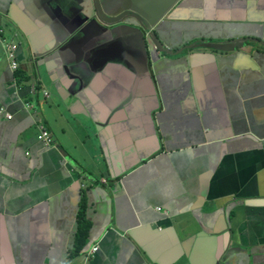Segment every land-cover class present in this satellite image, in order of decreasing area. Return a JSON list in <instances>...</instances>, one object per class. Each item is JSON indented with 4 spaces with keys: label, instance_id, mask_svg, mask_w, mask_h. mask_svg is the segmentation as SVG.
<instances>
[{
    "label": "crops",
    "instance_id": "obj_1",
    "mask_svg": "<svg viewBox=\"0 0 264 264\" xmlns=\"http://www.w3.org/2000/svg\"><path fill=\"white\" fill-rule=\"evenodd\" d=\"M102 1L0 0V264H264V0Z\"/></svg>",
    "mask_w": 264,
    "mask_h": 264
},
{
    "label": "water",
    "instance_id": "obj_2",
    "mask_svg": "<svg viewBox=\"0 0 264 264\" xmlns=\"http://www.w3.org/2000/svg\"><path fill=\"white\" fill-rule=\"evenodd\" d=\"M93 2L95 4V16L93 17L92 21L87 24L88 25L87 31L93 26V24H96L99 27L101 26L105 30L109 29V27L118 25L120 23L126 24L124 15L118 14V12H115V11H118V5L111 4V3L107 4V3H104L102 0H93ZM126 14L131 15L133 18H136V16H137V14L134 12H132V13L127 12ZM143 26L147 27L148 31H150V33H151V29L153 27V24H149V26H148L144 23ZM150 33H149V36H150ZM1 38L3 39V41L12 43L18 49V42L15 39L14 35L8 37L7 34L4 32V30L2 29ZM148 39L151 40L152 38L149 37ZM3 45H4V42L0 41L1 49L3 50L4 55H5L6 54L5 48L3 47ZM156 45H157V48H155V50H158V48H160L161 51L168 53V51L164 47H162L158 41H156ZM211 47L213 49H217V50H224L223 49L224 47H222V46L219 47L217 45H213ZM7 63H8V61H7ZM34 79H35V84H39V82H40L39 77H35ZM34 108H35V110L38 109L36 103H34ZM36 112H39V111H36Z\"/></svg>",
    "mask_w": 264,
    "mask_h": 264
},
{
    "label": "clouds",
    "instance_id": "obj_3",
    "mask_svg": "<svg viewBox=\"0 0 264 264\" xmlns=\"http://www.w3.org/2000/svg\"><path fill=\"white\" fill-rule=\"evenodd\" d=\"M1 33H2V31H0V37H1ZM2 42H4L3 47L5 48V53H6V54H5V57L7 56V59H6V60L8 61V64H9L10 69H11L13 72L19 70V69H20L19 61L15 60V58H14V54H15V52H16V50H17L16 46L13 45L12 43H9V42H6V41H2ZM10 54H13V57H12V58L10 57ZM13 62H15L16 65H17L16 69H13V67H12ZM38 85H39V84H35V83L33 84V89H34V90H33L32 93H31V97H32V98H37L36 94L39 92V91L36 90V88H37V89H39V90H42V92H40L42 98H48V97H49V93H48L47 91L41 89V88H38ZM21 86H22V85H21L20 83H18V84H17V89H19ZM24 108H25V110H26L27 112H30V111L34 110V109H35V108H34V102H33V103H30V102H28V101H25V102H24ZM1 110H2V111H1ZM0 113H1V114L6 113V112H5V109L0 107ZM37 113H38V112H37ZM8 116H11V115L8 114V113H6L5 118H6L7 120H10V119L12 118V116H11V118H8ZM42 130H45V129L42 128ZM42 130H41V132H42ZM47 132H48V131H47ZM40 135H41V133L38 135V137H39ZM51 138H52V142H53V137L51 136ZM38 140H39V139H38ZM39 141H40V140H39ZM42 142H43V141H42ZM52 142H51L50 144H48V145H46L45 142H44V144H45L46 146H50V145L52 144ZM161 209H162L161 207H157V210L160 211ZM95 246H97V245H95ZM95 246H92L90 249H88L86 252H84V254H85V255H88V253H89V254H93V253L98 249V246H97V249H96V250H93V247H95Z\"/></svg>",
    "mask_w": 264,
    "mask_h": 264
},
{
    "label": "trees",
    "instance_id": "obj_4",
    "mask_svg": "<svg viewBox=\"0 0 264 264\" xmlns=\"http://www.w3.org/2000/svg\"><path fill=\"white\" fill-rule=\"evenodd\" d=\"M85 211H86V198L83 195L82 201L80 203V207L78 210L79 225L77 226V232L75 235L76 237H75L73 248L71 250L72 255H78L79 252H81V250L84 248L88 240L91 223L89 220H87Z\"/></svg>",
    "mask_w": 264,
    "mask_h": 264
},
{
    "label": "built area",
    "instance_id": "obj_5",
    "mask_svg": "<svg viewBox=\"0 0 264 264\" xmlns=\"http://www.w3.org/2000/svg\"><path fill=\"white\" fill-rule=\"evenodd\" d=\"M10 57H13V54H10ZM13 69H16L17 65L15 62L12 64ZM2 111V110H1ZM8 118H11V116H8ZM40 141L45 142L46 145L50 144L52 142V138L49 132L46 130H42L41 135L38 137ZM97 246L93 247V250H96Z\"/></svg>",
    "mask_w": 264,
    "mask_h": 264
}]
</instances>
